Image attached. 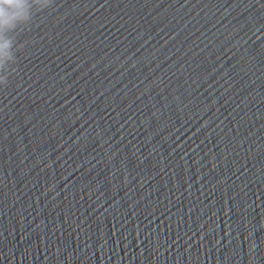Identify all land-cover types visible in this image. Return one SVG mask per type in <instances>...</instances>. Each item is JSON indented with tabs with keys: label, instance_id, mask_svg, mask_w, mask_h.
<instances>
[{
	"label": "water",
	"instance_id": "obj_1",
	"mask_svg": "<svg viewBox=\"0 0 264 264\" xmlns=\"http://www.w3.org/2000/svg\"><path fill=\"white\" fill-rule=\"evenodd\" d=\"M0 264H264V0H9Z\"/></svg>",
	"mask_w": 264,
	"mask_h": 264
},
{
	"label": "clouds",
	"instance_id": "obj_2",
	"mask_svg": "<svg viewBox=\"0 0 264 264\" xmlns=\"http://www.w3.org/2000/svg\"><path fill=\"white\" fill-rule=\"evenodd\" d=\"M9 3V0H0V15H4L6 12L8 15L11 13L5 8V5Z\"/></svg>",
	"mask_w": 264,
	"mask_h": 264
},
{
	"label": "snow or ice",
	"instance_id": "obj_3",
	"mask_svg": "<svg viewBox=\"0 0 264 264\" xmlns=\"http://www.w3.org/2000/svg\"><path fill=\"white\" fill-rule=\"evenodd\" d=\"M42 2H45L46 3V0H42Z\"/></svg>",
	"mask_w": 264,
	"mask_h": 264
}]
</instances>
